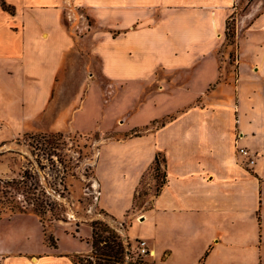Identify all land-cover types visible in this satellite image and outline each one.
Wrapping results in <instances>:
<instances>
[{"label": "rangeland", "instance_id": "rangeland-1", "mask_svg": "<svg viewBox=\"0 0 264 264\" xmlns=\"http://www.w3.org/2000/svg\"><path fill=\"white\" fill-rule=\"evenodd\" d=\"M159 1L4 2L6 19L0 22V231L10 232L14 241H1L11 251L23 247L39 250L50 242L58 246L56 235L61 234L74 237L73 249L83 247L86 240L90 251L91 237L84 236L98 220L118 228L125 237L130 211L123 221L110 217L99 205H126L129 187L134 184L133 173L157 142L151 132L165 121L154 116L175 113L194 102L216 75L218 84L212 86L214 91L210 90L208 100L202 103L224 106L235 98L241 102L252 91L258 96L261 84L245 73L248 58L243 57V48L239 58L242 72L234 83L236 56L245 30L253 15L264 9V0H235L224 36L218 35L222 40L218 57L210 53L202 60L189 58L188 67L178 68L176 78L163 88L159 69L154 83L143 80L124 86L103 77L100 44L127 32L114 23V8H154L149 9L154 23L160 19ZM189 1L194 0H185ZM134 28L131 25L129 30ZM61 45L64 52L56 70L55 49ZM109 142L126 143L104 145ZM162 160L159 155L158 169L141 176L132 210L147 207L145 195L152 179L159 189L164 174ZM96 177L111 187L104 185L100 191ZM70 246L60 239L59 249L68 250ZM71 252V256H42L36 264H73L72 258L86 255ZM132 255L139 258L135 248ZM21 258L9 256L1 264H35Z\"/></svg>", "mask_w": 264, "mask_h": 264}, {"label": "crops", "instance_id": "crops-1", "mask_svg": "<svg viewBox=\"0 0 264 264\" xmlns=\"http://www.w3.org/2000/svg\"><path fill=\"white\" fill-rule=\"evenodd\" d=\"M8 1L0 0V22L6 19L2 4ZM159 2L160 19L154 23L150 19L154 8L145 5L114 8V23L127 32L100 44L103 77L123 82L124 86L143 80L154 83L159 69L163 88L172 77L176 78L178 68L188 67L189 58L202 60L210 53L218 57L222 41L218 35L224 36L225 22L235 0ZM260 10L248 23L246 37L240 44L234 83L242 72L239 58L244 49L243 57L248 58L244 71L261 84L258 96L252 91L241 102L235 98L224 106L202 103L203 99L208 100L207 93L214 91L212 86L218 84L216 75L194 102L181 106L175 113L154 116L155 120L165 121L151 132L157 142L151 155L145 162L140 160L144 163L133 173L134 184L129 187L126 205L118 208L99 205L110 217L123 221L130 211L124 235L133 243L132 249L139 239L147 242L153 256L144 260L150 264H264V9ZM131 25L135 28L129 30ZM59 49H55L56 70L63 57V45ZM6 115L15 117L11 113ZM149 119L153 120V116ZM148 133L147 130L145 134ZM238 147L255 154L252 166L244 165L236 151ZM158 154L164 160L163 183L156 190V181L152 179L145 195L147 207L132 210L139 180L154 169ZM96 180L100 191L104 185L111 187L98 177ZM110 189L118 192L116 188ZM35 223L41 230L37 220ZM90 235L91 231L85 239ZM56 237L58 246L54 248L46 245L39 250L23 247L11 251L1 241L13 240L10 232L0 231V264L9 256L28 258L36 264L40 257L49 254L90 253L86 240L83 247L73 249L74 237L69 234ZM60 239L70 244L72 250L59 249Z\"/></svg>", "mask_w": 264, "mask_h": 264}, {"label": "trees", "instance_id": "trees-1", "mask_svg": "<svg viewBox=\"0 0 264 264\" xmlns=\"http://www.w3.org/2000/svg\"><path fill=\"white\" fill-rule=\"evenodd\" d=\"M158 167L159 154L155 156L153 170L156 171ZM90 237V253L75 256L72 258L73 264H150L143 258L134 259L129 240L118 232V228L106 222H93ZM49 246L54 248L56 244L50 242Z\"/></svg>", "mask_w": 264, "mask_h": 264}, {"label": "built area", "instance_id": "built-area-1", "mask_svg": "<svg viewBox=\"0 0 264 264\" xmlns=\"http://www.w3.org/2000/svg\"><path fill=\"white\" fill-rule=\"evenodd\" d=\"M238 155L243 159L244 165L250 167L255 163V154L251 153L247 148L238 147L236 148ZM131 250L132 245H131ZM135 254L136 257L146 258L152 257L153 252L149 249L147 242L145 240L139 239L135 242Z\"/></svg>", "mask_w": 264, "mask_h": 264}, {"label": "bare ground", "instance_id": "bare-ground-1", "mask_svg": "<svg viewBox=\"0 0 264 264\" xmlns=\"http://www.w3.org/2000/svg\"><path fill=\"white\" fill-rule=\"evenodd\" d=\"M35 261V260H34Z\"/></svg>", "mask_w": 264, "mask_h": 264}]
</instances>
